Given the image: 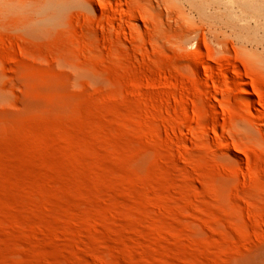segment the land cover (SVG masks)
<instances>
[{"label": "rangeland", "instance_id": "obj_1", "mask_svg": "<svg viewBox=\"0 0 264 264\" xmlns=\"http://www.w3.org/2000/svg\"><path fill=\"white\" fill-rule=\"evenodd\" d=\"M0 264H264V0H0Z\"/></svg>", "mask_w": 264, "mask_h": 264}, {"label": "bare ground", "instance_id": "obj_2", "mask_svg": "<svg viewBox=\"0 0 264 264\" xmlns=\"http://www.w3.org/2000/svg\"><path fill=\"white\" fill-rule=\"evenodd\" d=\"M150 13L153 14V15L160 16V17H163L164 16L163 11L157 10L154 7H151Z\"/></svg>", "mask_w": 264, "mask_h": 264}]
</instances>
